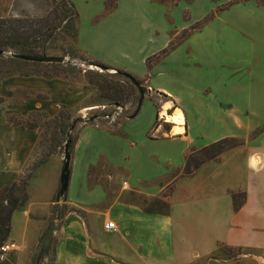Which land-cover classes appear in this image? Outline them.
Masks as SVG:
<instances>
[{"label":"crops","instance_id":"crops-1","mask_svg":"<svg viewBox=\"0 0 264 264\" xmlns=\"http://www.w3.org/2000/svg\"><path fill=\"white\" fill-rule=\"evenodd\" d=\"M107 1L67 0L78 14L76 48L92 62L145 81L151 93L168 99L161 108L170 103L174 111H181L184 124L179 135H170L169 130L177 127L166 121L156 127L158 112L145 99L137 116L122 120L115 129L97 122L80 127L70 153V176L62 203L72 212L61 219L55 216L59 223L50 248L54 264H192L200 259L198 247L204 243L209 249L204 256L214 251L221 255L220 245L254 254L249 259L264 262V121L256 119L253 110L256 99H264V6L254 1L241 3L253 11V20L247 21L245 30L247 41H237L238 28L229 23L232 40L223 59L212 53H194L191 62L184 58L173 60V56L187 40L218 22L227 9L191 33L148 71L146 59L165 49L174 31H167L162 50L151 56L142 54L150 40L145 37L149 27L137 1L115 0L114 8L105 13ZM197 1L187 0L184 5L191 9ZM148 3L161 16L167 9L184 10L181 1L167 5V9L161 7L166 5L163 1ZM45 11L32 0H0V19ZM204 46L212 49L208 43ZM134 56L138 74L130 66ZM208 80L211 86L206 84ZM92 96V88L77 79L12 76L0 81V98L4 100L0 104V190L18 181L39 140L37 130L10 127L7 120L27 119L32 113L54 117L62 107L80 114L92 111L97 109L88 105ZM144 105L149 114L145 126L136 122ZM130 121L137 126L135 131L125 125ZM162 126L166 129L162 130ZM256 130L262 131L250 139ZM224 139H235L242 146L224 154L218 162L205 163L191 178H178L172 188L166 185L171 188L167 214L144 209L142 196L150 200L161 193L166 186L154 183L168 178L174 169L181 171L188 150H199ZM141 146H151L156 152L142 154ZM230 154L242 160L244 176L238 186L227 185L217 191L214 171ZM102 165L115 172L117 183L122 185L125 181L126 185L106 186L98 178L92 181L91 171ZM166 167L171 172L167 173ZM41 172L31 176L27 201L10 218L6 242L15 243L18 250L9 253L0 264H31L41 238L53 222V207L60 204L52 200L56 176L47 193L39 195L40 184L36 190L32 186ZM151 174L153 177L146 176ZM187 182L193 184L192 188L186 186ZM227 190L245 194L244 204L237 212L232 210ZM174 196H179V200L174 202ZM177 211H181L178 218L174 217ZM109 222L114 224V230L105 229ZM242 262L245 264V259Z\"/></svg>","mask_w":264,"mask_h":264},{"label":"rangeland","instance_id":"rangeland-1","mask_svg":"<svg viewBox=\"0 0 264 264\" xmlns=\"http://www.w3.org/2000/svg\"><path fill=\"white\" fill-rule=\"evenodd\" d=\"M136 1H137V7L143 13V20L148 21L147 27H149V32L145 35V37L149 36L150 40L148 41L146 47L142 48V54H145L147 56L154 55L155 53L163 49V46L165 45V41L168 37L167 36L168 30L174 31L172 41L180 40L185 34H188L189 33L188 31L191 30L192 28L200 24L207 25L210 22V19L213 20L215 17L219 15L220 11L222 12L227 9V11L223 12L222 15H220L218 22L210 25V27L207 29H203L200 35H195L191 37L189 40H187L182 46H180L175 51L173 56V60L177 58H184L185 61L191 62L194 53H205V54L212 53L213 56H216L221 60L227 55L228 51H230L229 49H227L228 44L231 43L232 40L230 39L231 35H229L231 32V29H229L230 25L232 24L233 26H235V28H238L239 33H237L236 35L237 41L246 42L247 36L245 30H246V26H248L247 21H249L251 18L253 20L252 17L253 11L250 10L248 6L242 7L241 3L243 2H240V0H198L197 3L194 5V7H192L191 9H186L187 6L184 5V3L186 4L187 0H179V1L159 0V1H163L164 4H166L165 6L161 5L162 8L164 7V9L169 8L168 6L176 5L180 1L182 2L181 7L184 8L183 11L180 9H167L166 13L165 11H163L162 16L159 15L160 11L158 9L156 10V7H153L152 9V6L148 3V0H136ZM32 2L34 4L37 3V5L42 9H46L45 13L39 15H27L20 18H10V19H21L26 21L43 20L52 28L58 27L59 32L58 35L56 36L57 39L50 44V47L53 48L49 50L47 54L65 58L66 62L64 64L70 65L69 67L73 70L72 72L73 74L71 75V77L74 78V80L75 79L83 80L85 72L89 74H98V75H102V73H108L110 75V73L112 74L115 71V69L107 67L101 63L92 62L91 60L86 59L85 57L82 56V54H80V52H78V54L82 56L85 60H87L86 62L80 61L77 58L79 56L78 54L75 56V59H70L67 56L68 53L70 52L72 53V51H74L73 49L75 47V44L74 41L70 40L67 36H65L66 34L63 33L64 30L63 28H65V22L63 21V19L66 18L67 20L68 19L73 20V18L70 15V9L66 5L65 0H45V2L44 1L41 2L40 0H32ZM254 2L259 6H264V0H255ZM219 9L222 10L219 11ZM229 23L230 25L228 26ZM225 27H227L228 29H226ZM183 28H185V30H181ZM256 33L260 34V31H256ZM233 34L234 33H232V35ZM206 43H208L210 47H212V49L209 50L208 48H204L205 47L204 44ZM220 43H223V45L221 46ZM6 56H9V54H7ZM88 63H95L96 65L93 64L89 65ZM78 64H80L81 66H79ZM97 65H101L102 67L105 68H110V70L104 71L103 70L104 68H101L100 66ZM130 66L133 69L132 72L138 74V62L135 60V56L133 57ZM28 70H32L35 72L36 71L48 72V74L50 75L53 74L52 68L46 66H42L38 68H28ZM134 79L139 82L144 92L143 100L148 99L152 103L156 111L158 112V116L155 124L156 127L159 126L163 121H165L166 116L168 115L174 116L181 112L179 110L174 111L175 109L173 105L170 103H167L165 108H161L160 106L165 102H168V99L160 95H157L155 93H151L149 89H147V85L145 81H141L136 78ZM206 84L208 86H211L209 80L206 82ZM133 93L134 95L130 97L127 103H125L122 107H118L120 108V111L116 109L117 107L109 105L107 101L99 100L98 98H96L94 94L91 100L89 101L88 105L91 106V108L97 107V109L95 110L87 111L81 114L69 110L67 113L66 111L61 110L60 111L61 113H65L66 114L65 116H68L64 124L70 125L72 123L73 129L71 130L65 127H56V128L53 126L51 127V125H54L53 124L54 120H52L53 117H49L46 114L42 117L34 116V115L31 118L28 117L29 119L27 122L29 124L36 125L38 127L36 128V130L39 133V140L36 147L34 148V151L31 154V157L23 173L19 177V180L25 177L28 174V172H30L32 169L37 167L41 160L46 158V162L43 165L38 166L37 169H34L31 174L32 176L34 173L38 172L39 170H42L41 174L37 176V180L35 179V181L38 182H35L32 188L36 190L37 185L40 184V189L38 190V193L39 195L42 194L45 195V193H47V189L49 185L52 184L53 182L54 176H56L57 186L52 198L54 202L58 201L60 203L59 205L57 204L53 207V221H57L56 226L59 223L58 221L59 219L55 218L57 213H61L64 216H66L70 212H72L68 208V206L62 204L65 202L64 200L65 194L62 197H60L58 195V191H59V176L63 162L64 145L68 137H71L73 139L76 137L80 127L82 126L80 123L76 121L78 119H82V121H85L88 117L94 116L97 113H104L106 115H111L113 119H106L105 117H101L98 118L97 121L95 122L99 123V125L106 126L109 129H115L122 120L128 119V117L133 114L135 108L134 100L136 99L137 91L134 90ZM256 101L257 102L254 105V109H253L254 111H256L255 118L256 119L262 118V120L260 121H264V99L258 98L256 99ZM147 108H148L147 105L143 106L139 118L136 120L138 124L140 123L143 126L147 124L149 118ZM162 112H163V116H162L163 118H160V113ZM116 113L118 114L116 115ZM132 122L133 121H130L129 123H125V125L128 128H130L131 131H135L137 126L132 125L131 124ZM55 123H59V121H56ZM45 126L47 127L45 128ZM126 126L123 127L124 131L127 129ZM172 127L175 126L172 125ZM168 128L169 126L167 127V129ZM165 129L166 126H162V130ZM169 131H171L169 132L170 135H174L175 132H177L176 129H170ZM261 131L262 130L254 131L250 135V139L255 138L257 135L261 133ZM149 137H151V135ZM236 142L239 143V146L233 147L230 150L224 152L219 157V159L214 162L220 161L221 157L224 154L231 151H235L239 149L240 146H242V143L240 141L236 140ZM72 146L73 145L70 146V153ZM150 147L151 146H146V147L141 146L139 152L142 154L154 155L153 152H156V149ZM189 151L190 150L186 152L185 160L189 154ZM219 164H220L219 167L216 168L214 171V181L216 184V190L217 191L222 190V188H224L227 185H230V187L233 186L232 188L238 186V182L241 183L242 176H244V166L242 160H240V157L232 156L230 154L224 158L223 163L219 162ZM166 169L168 170L167 173L171 172L170 167L168 168L166 167ZM114 176H115V172L110 167H107L105 165L100 166L99 168L91 171L90 173V179L92 181L98 178L100 181L104 182L103 184L106 186L110 185L115 187L118 186L124 187L123 184L126 182L122 181L121 182L122 185H120V183L116 182ZM146 176L153 177V174ZM178 178H182L181 171L174 169L172 173H170V176L168 178L161 180L159 179L154 184L158 186L167 185L172 188L173 185H175V180H177ZM186 186L192 188L193 184L191 182L190 183L187 182ZM166 187L162 189L161 193L154 196L150 200H147L146 196H142V204H144V209L146 211H152L160 214H167L169 210V204H168L169 202L168 199L165 197L169 196L171 191L169 189L170 187L167 188ZM236 191L240 192V190H236ZM229 192L231 193V191ZM177 200H179V196H174V202H176ZM180 212L181 211H177V214L174 215V217L177 218L180 217L181 215L178 216V213ZM41 241H40V245H41ZM219 248L221 251V255H219L217 251H214L213 254H210L208 256H216V258L207 259L208 256H204V255L209 252V249L204 243L203 245L198 247V251L201 254L200 259L195 260L192 264H230V263L243 264L244 262H242V260L244 259H245V264H259L255 260L249 259L255 256L254 254H246L239 249L224 248L220 245ZM35 259L32 261L31 264H35ZM224 261H229L230 263ZM39 264H54L53 252L50 250L48 255L44 258V260H41ZM260 264H264V262L260 261Z\"/></svg>","mask_w":264,"mask_h":264},{"label":"trees","instance_id":"trees-1","mask_svg":"<svg viewBox=\"0 0 264 264\" xmlns=\"http://www.w3.org/2000/svg\"><path fill=\"white\" fill-rule=\"evenodd\" d=\"M65 1L66 5L70 9V15L73 20H67L66 18L63 19V21L65 22V28H63V33L66 34L65 36H67L70 40L75 42L78 35V14L76 13L72 5L69 4L67 0ZM114 1L115 0H108L106 2L104 6L105 13L110 12L114 8ZM246 1L255 0H240V2ZM220 10L222 9H219V11ZM211 20L212 19H210V21ZM203 26L204 24H200L192 28L188 31L189 33L185 34L180 40L171 41L168 46L161 52L146 59V69L149 71L152 66H154L163 58H165L178 44L188 38L191 33L200 30ZM58 32V27L52 28L43 20L26 21L21 19L10 18L0 19V52L4 54L0 56V81L12 76H40L46 79L60 77L65 80H74V78L71 77V75L73 74V70L69 67V64L29 63L15 58L16 56H40L43 54L48 55V51L53 48L50 47V44L57 39L56 36L58 35ZM73 50L74 51H72V53L70 52L67 55L70 59H75V56L79 52L76 46ZM7 54H9V56H6ZM77 58L83 62L87 61L80 55ZM88 64L96 65L95 63ZM42 66L52 68L53 74L50 75L48 74V72H35L32 70H28V68H38ZM97 66L106 69V71L110 70V68H105L101 65ZM114 72V74L110 73V75L108 73H102V75H98L89 74L85 72L83 80L92 88L93 94L96 96V98L102 101H107L109 105L114 107H122L125 103L129 101L130 97L134 95V90L137 91L136 99L134 100L135 112L138 106L140 96L138 94V89L135 87L134 84L137 83L140 86L139 82L136 81L134 77H132L130 74L124 71L115 70ZM3 102L4 100L0 98V104H2ZM61 110L66 111L68 113V110L66 108H60L55 117H53L52 119L54 120V125H51V127H65L69 128L70 130L73 129L72 123L70 125L64 124L68 116H65V113H61ZM33 115L42 117L45 114L32 113L29 118H31ZM108 116L110 115H106L104 113H97L94 116L88 117L85 121H82V119H78L76 122L80 123L83 126L86 124L94 123L95 121H97L98 118ZM29 118H9L7 120V125L10 127L24 126L29 130H36V128H38L36 125L29 124L27 122ZM56 121H59V123H55ZM46 127L47 126H45V128ZM67 141H69L71 146L74 144L75 138L73 139L71 137H68ZM236 146H239V143L236 142V140L224 139L199 150L191 149L181 170V177L191 178L202 165L208 162L217 161L224 152ZM45 162L46 158L41 160L38 166L43 165ZM38 166L34 169H37ZM34 169L28 172L25 177L21 178L22 180L18 179L16 183H13L12 185L4 187L0 190V246L6 242L10 233L11 215L16 210L21 208L27 201L26 190L28 187L29 179ZM169 189L171 191V188ZM230 198L232 202V210L233 212H237L244 204L245 194L242 192H231ZM56 216L61 219L64 215L61 213H57ZM46 256H44L42 260H44Z\"/></svg>","mask_w":264,"mask_h":264},{"label":"water","instance_id":"water-1","mask_svg":"<svg viewBox=\"0 0 264 264\" xmlns=\"http://www.w3.org/2000/svg\"><path fill=\"white\" fill-rule=\"evenodd\" d=\"M4 55L2 52H0V56ZM18 60L24 61V62H29V63H40V64H63L66 62V59L63 57H58V56H48V55H40V56H16L15 57ZM106 71V69H103ZM113 72L112 74H114ZM135 87L138 89V94H139V102L136 111L128 117V119H133L137 116L143 102L144 94L143 91L141 90L140 86L135 83ZM70 143L69 141H66L64 145V153H63V162H62V167L60 171V176H59V191L58 195L62 197L68 188V181H69V176H70V170H69V164H70ZM56 222L53 221L46 232L43 235L41 245L39 248V251L36 255L35 259V264H39L40 261L44 256H46L51 248L52 240H53V235L57 229L56 227Z\"/></svg>","mask_w":264,"mask_h":264},{"label":"built area","instance_id":"built-area-1","mask_svg":"<svg viewBox=\"0 0 264 264\" xmlns=\"http://www.w3.org/2000/svg\"><path fill=\"white\" fill-rule=\"evenodd\" d=\"M79 66H81L80 64H78ZM118 111H120V108H116ZM118 113H116L117 115ZM106 119H113V117L110 115L108 117H105ZM124 186L126 185V183L123 184ZM105 229H109V230H114V224L109 222L105 225ZM18 247L16 246L15 243L13 242H5L0 246V261L4 260L7 255L11 252L17 251Z\"/></svg>","mask_w":264,"mask_h":264},{"label":"bare ground","instance_id":"bare-ground-1","mask_svg":"<svg viewBox=\"0 0 264 264\" xmlns=\"http://www.w3.org/2000/svg\"><path fill=\"white\" fill-rule=\"evenodd\" d=\"M166 123H170V124H173L175 125L177 128V132H175V134H180L182 133V125L184 124V118H183V115L182 113H178L176 115H171V116H166V119H165Z\"/></svg>","mask_w":264,"mask_h":264}]
</instances>
